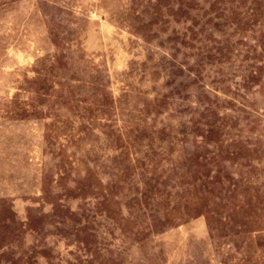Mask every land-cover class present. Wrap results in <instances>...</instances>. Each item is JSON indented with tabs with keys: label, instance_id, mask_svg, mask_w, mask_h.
I'll return each mask as SVG.
<instances>
[{
	"label": "rangeland",
	"instance_id": "1",
	"mask_svg": "<svg viewBox=\"0 0 264 264\" xmlns=\"http://www.w3.org/2000/svg\"><path fill=\"white\" fill-rule=\"evenodd\" d=\"M0 264H264V0H0Z\"/></svg>",
	"mask_w": 264,
	"mask_h": 264
}]
</instances>
